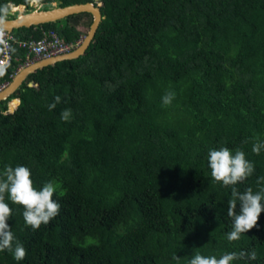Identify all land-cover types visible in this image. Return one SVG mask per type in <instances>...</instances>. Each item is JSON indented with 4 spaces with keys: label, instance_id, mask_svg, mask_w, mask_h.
<instances>
[{
    "label": "trees",
    "instance_id": "1",
    "mask_svg": "<svg viewBox=\"0 0 264 264\" xmlns=\"http://www.w3.org/2000/svg\"><path fill=\"white\" fill-rule=\"evenodd\" d=\"M39 1L46 9L54 0ZM90 1L102 2V19L86 52L36 68L0 100V172L28 167L37 188L55 183L61 206L33 230L6 194L26 257L5 250L0 264H190L197 253L241 251L257 259L232 264H264V212L229 242L233 186L215 181L208 161L212 149H240L255 171L235 187L264 189V149L252 151L264 141V0ZM91 20L81 11L12 31L54 29L74 43ZM14 54L0 82L25 59L23 48Z\"/></svg>",
    "mask_w": 264,
    "mask_h": 264
},
{
    "label": "clouds",
    "instance_id": "2",
    "mask_svg": "<svg viewBox=\"0 0 264 264\" xmlns=\"http://www.w3.org/2000/svg\"><path fill=\"white\" fill-rule=\"evenodd\" d=\"M35 9L41 8L35 7ZM14 11L18 12L17 9ZM23 11L29 10L24 9ZM8 12L9 8L7 5L0 6V23L4 21ZM2 31L3 29L0 28V35H2ZM83 36L84 34L78 39L79 42ZM19 68L20 66L17 67L16 71ZM5 72L6 68L0 65V77L4 76ZM10 80H7V83ZM175 96L176 94L173 91L166 92L162 97L163 105H170ZM14 98L18 99L19 97ZM61 99L60 96H56L55 102L48 105L49 110L54 109L61 102ZM71 115V109H64L61 112V119L69 121ZM261 149H264V141H260L257 138L256 143L252 146V151L259 155ZM208 161L212 178L217 182H222L226 187L233 186L231 193L233 198L228 201L227 209V216L232 219V230L227 234V240L229 242L237 241L242 233H246L257 226L259 217L264 212V203H262L264 201V189L254 193L251 188L240 192L235 187L238 182H243L255 171L254 164L246 159L244 151L236 149L233 154V151L227 147H222L219 150L212 149L209 151ZM257 183H260V181L258 180ZM56 191L57 187L54 182H47L42 188H37L31 178V170L28 167L16 166L13 168L5 166L4 170L0 172V252L7 250L13 254L14 259L17 261H21L26 257L25 247L16 239L12 228L8 224V220L12 217V209L5 202L6 194L13 203L22 205L25 209L23 212L25 223L33 230H38L42 224H49L59 214L61 206L53 199ZM238 204L241 206L239 214H237ZM245 257L250 260L257 259L255 251L230 252L223 254L219 258L215 255L204 256L197 253L191 259L190 264H232L233 261ZM173 259L179 260L180 258L176 255L173 256Z\"/></svg>",
    "mask_w": 264,
    "mask_h": 264
},
{
    "label": "water",
    "instance_id": "3",
    "mask_svg": "<svg viewBox=\"0 0 264 264\" xmlns=\"http://www.w3.org/2000/svg\"><path fill=\"white\" fill-rule=\"evenodd\" d=\"M101 4V1L93 2L87 0L69 3L65 5H55L46 9H33L29 11H23L24 4H18L22 5V9H19L15 8L17 4L12 2L11 6L13 7V9H19L17 14L11 17L9 14L13 12V9H10L9 14H7L4 21L0 23V27L7 28L10 30H13L16 27L23 25L27 26L45 21L56 20L66 15L81 11L90 12L92 14V20L86 34L82 37L80 42L71 50L36 59L20 67L15 72L11 80L2 89H0V100L12 93L27 76V74L35 70L36 68L42 67L49 63L56 62L58 60L74 58L81 54H84L86 52V48L88 47L91 39L95 34L100 20L102 19V11L100 8ZM20 12L22 13L20 14ZM18 103L19 98L17 99V103L10 107V111H13V109L17 106Z\"/></svg>",
    "mask_w": 264,
    "mask_h": 264
},
{
    "label": "built area",
    "instance_id": "4",
    "mask_svg": "<svg viewBox=\"0 0 264 264\" xmlns=\"http://www.w3.org/2000/svg\"><path fill=\"white\" fill-rule=\"evenodd\" d=\"M37 1L38 0H35L34 2V0H31V3L38 6ZM11 8L13 9L12 6ZM0 28L3 29L2 35H0V65L3 66L9 64L12 58L20 59L18 54H14L15 47L25 50V59L18 65L21 66L36 58L65 52L79 42L78 40L74 43L65 42L54 29L44 30L42 35L38 38H19L12 30L3 27ZM6 83L7 81L0 82V89H2Z\"/></svg>",
    "mask_w": 264,
    "mask_h": 264
},
{
    "label": "rangeland",
    "instance_id": "5",
    "mask_svg": "<svg viewBox=\"0 0 264 264\" xmlns=\"http://www.w3.org/2000/svg\"><path fill=\"white\" fill-rule=\"evenodd\" d=\"M34 2H35V0H34ZM37 4H38V6H36V8H41V6L39 5L40 4V2L39 1H37ZM52 5L53 6H55V5H58V0H54L53 2H52ZM32 7H34V5L32 4ZM32 7H29V8H25V10H27V9H31ZM14 14H17L16 12L14 13ZM14 14H11V15H14ZM85 35V34H84ZM24 65V64H23ZM22 66V65H21ZM20 66V67H21ZM15 98H12L11 100H10V102H9V107H12L15 103H13V100H14Z\"/></svg>",
    "mask_w": 264,
    "mask_h": 264
},
{
    "label": "flooded vegetation",
    "instance_id": "6",
    "mask_svg": "<svg viewBox=\"0 0 264 264\" xmlns=\"http://www.w3.org/2000/svg\"><path fill=\"white\" fill-rule=\"evenodd\" d=\"M30 4L32 5V3H31V1H30ZM35 5H34V7L33 8H31V9H27V10H33V9H35ZM25 8H29L26 4H24L23 5V9H25ZM17 10H19V9H17Z\"/></svg>",
    "mask_w": 264,
    "mask_h": 264
},
{
    "label": "bare ground",
    "instance_id": "7",
    "mask_svg": "<svg viewBox=\"0 0 264 264\" xmlns=\"http://www.w3.org/2000/svg\"><path fill=\"white\" fill-rule=\"evenodd\" d=\"M15 8H19V9H22V5H17V6H15ZM22 12H20V14H21Z\"/></svg>",
    "mask_w": 264,
    "mask_h": 264
},
{
    "label": "crops",
    "instance_id": "8",
    "mask_svg": "<svg viewBox=\"0 0 264 264\" xmlns=\"http://www.w3.org/2000/svg\"><path fill=\"white\" fill-rule=\"evenodd\" d=\"M40 5V4H39ZM24 10V9H23Z\"/></svg>",
    "mask_w": 264,
    "mask_h": 264
}]
</instances>
